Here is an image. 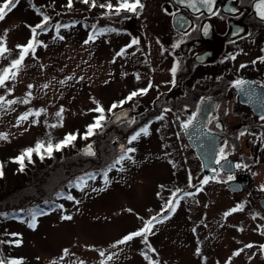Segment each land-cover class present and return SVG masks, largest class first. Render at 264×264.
<instances>
[{"label":"rangeland","instance_id":"obj_1","mask_svg":"<svg viewBox=\"0 0 264 264\" xmlns=\"http://www.w3.org/2000/svg\"><path fill=\"white\" fill-rule=\"evenodd\" d=\"M109 2L117 4V0H95L96 6L92 7L91 0L88 4L72 0L69 7V0H16V7L0 20V40L7 49L0 54L3 72L19 57L17 46L28 44L33 37L28 26L35 27L44 16L49 17L47 31L37 29L34 51L25 57L18 71L14 69L15 77L0 86V96L5 98L0 102V134L7 136L0 139L2 169L9 170V165L17 168L14 158L35 148L38 141L55 144L69 133L76 135L60 150L43 154L41 166L34 159L29 179L16 178L0 184V241H20L18 246L0 242V259L23 258L22 264H264V257L243 246L244 234L256 237L254 226L238 223L236 215L225 217L222 188L215 185L209 189V183L198 193L196 187L177 193L182 198L175 212H165L168 218L151 227L147 243L137 237L112 247L167 207L176 192L156 186L159 180L170 179L167 170L172 167L177 178L182 177L183 166L193 168V162L184 149L175 151L163 141L168 136L172 142L176 136L164 124L148 128V134L129 143L128 148H135V152L127 154L131 159L114 167L108 160L111 147L104 151V158L81 153L82 146H93L95 142L96 129L87 139L84 134L97 117V112L92 111L96 98L110 96L116 75L129 76L144 56L136 46L127 49L124 56H116L124 36L112 31L113 19L104 15L93 18L108 11L100 5ZM58 24L68 27H60L57 33ZM100 29L105 32L85 45L89 35ZM57 35L64 39L56 38ZM45 84L47 88L43 87ZM29 85L33 87L29 89ZM25 99L27 103L23 102ZM8 100L14 103L7 105ZM61 108L62 117H57ZM41 109L44 111L40 116H29L17 123L24 113ZM53 124L57 126L51 127ZM109 137L108 132L104 140ZM36 155L33 152L31 157ZM52 169L56 174L46 183ZM86 174H94V179H86L73 188L71 182ZM64 187L69 188L68 193L62 191ZM185 192L196 194L183 197ZM69 195L73 199H68ZM57 196L58 204L50 203ZM33 212L46 213L37 215L34 228L29 227ZM64 216L71 219H62ZM10 233L19 236L11 237ZM238 249L244 250L233 255ZM101 251L105 257L100 256ZM109 253L116 255L107 260Z\"/></svg>","mask_w":264,"mask_h":264},{"label":"flooded vegetation","instance_id":"obj_2","mask_svg":"<svg viewBox=\"0 0 264 264\" xmlns=\"http://www.w3.org/2000/svg\"><path fill=\"white\" fill-rule=\"evenodd\" d=\"M141 3L144 7L136 12L111 13L115 22L112 31L124 36L119 51L136 38L139 43L133 46L139 47L144 56L129 76L116 75L110 96L96 98L95 107H103L106 119L102 127L96 128L94 145L89 144L92 153L86 155L104 156V151L111 147L110 163L114 164L128 148L129 137L139 128L164 124L173 129L175 139L170 142L166 136L163 141L169 142L175 151L184 149L193 168L184 165L182 177L177 178L175 169L170 167V179L159 180L156 186L181 192L192 189L190 183L201 187L204 177H216L210 180L209 189L215 185L222 188L223 214L243 205L242 210L228 217L236 215L238 223L254 226L256 237L244 234L243 246L252 244L248 249L264 257L260 248L264 245V229L259 227L264 225V61L258 59L264 56V20L257 14L259 0ZM238 80L244 83L237 85ZM143 88H149L146 94L109 111L113 103ZM196 108H213L205 128L219 136L218 150L208 173H203L182 127ZM120 109L124 113L109 122L110 115ZM162 112L164 119L157 120ZM108 132L110 137L104 140Z\"/></svg>","mask_w":264,"mask_h":264},{"label":"snow or ice","instance_id":"obj_3","mask_svg":"<svg viewBox=\"0 0 264 264\" xmlns=\"http://www.w3.org/2000/svg\"><path fill=\"white\" fill-rule=\"evenodd\" d=\"M83 2L85 4L89 3V0H83ZM203 2L205 4H211L212 0H203ZM71 3L72 0H69L68 6L71 7ZM91 6L95 7L96 3L95 0H91ZM16 7V0H3V3H0V20H3L5 18L6 12H10L13 8ZM101 8H106L108 9V11L110 13H114V14H119L121 11H127V12H136L138 9H142L144 7V5L141 3V0H117V4L113 5L112 3H106V4H101L100 5ZM258 16L264 20V0H259L258 3ZM49 21V17L48 16H44L41 23L36 25L35 27L33 26H28L31 30V32L33 33V37L29 40L28 44L26 45H18L17 47L20 49L19 52V57L15 60H13L11 62V64L9 65V67L5 68L3 70V72H0V86H3L6 82V80L11 77L14 78L16 75V71H18L20 65L22 64V61L25 59V57L30 53L34 51V48L37 46V41L35 39V37L38 35L37 29L43 30V31H47V28L45 27V25L48 23ZM57 29V33L60 27H68V25H56L55 26ZM95 28V26H93ZM105 32L104 29H100L99 32H93L92 34L89 35L88 39H86L84 41L85 45H87L90 42H93L96 35L98 34H103ZM58 39L63 40L64 37L63 36H59L57 35ZM139 41L136 38H133L130 42L129 45H126L124 48H122L119 52L116 53L117 57H121L124 56L127 53V49L132 47L133 45L138 44ZM176 45H174L173 47H175ZM6 45L5 42L3 40H0V54H3L6 51ZM233 59L235 57H232ZM259 60L264 61V56L262 57H258ZM115 62V58L114 61ZM255 63V61H254ZM241 67H245V65H241ZM14 69L16 71H14ZM171 72L173 73V81L172 83H175V72H176V66H173V68L171 69ZM68 79H71V77H69ZM81 79H83V77H81ZM137 79H139V75L137 74ZM65 81H60L61 84H63ZM237 85H240L242 83H244L243 81H236L235 82ZM29 89H31L33 86L29 85L28 86ZM44 88H47L48 85H44ZM152 87L151 82H149V88ZM149 88H143V89H138L136 91L131 92L126 98L125 100L119 101L118 103H113L111 108L109 109V111H113L115 108L122 106L125 102L132 100L134 97L138 96V95H143L146 94L149 90ZM29 97L31 96V92H29L27 94ZM5 101V98L0 96V102ZM24 103H27L28 100L25 99V101H23ZM14 101L12 100H8L6 101L7 105H11L13 104ZM3 106V105H0ZM44 111L43 109L41 110H37L35 112H26L24 113L21 117H19L17 123H19L20 121L23 120H27L29 116H40L41 112ZM92 111L98 112L100 113V115H98L97 117L94 118V122L93 124L89 125L87 128V131L84 134V138L87 139L88 136L94 134V129L102 127V123L105 121L106 117L103 114L104 113V109L103 107L98 106L97 108L93 109ZM169 111V109H164V112ZM62 113H63V108H61L57 113L56 116L57 117H62ZM157 120H162L164 119V115L163 112L161 113L160 116L156 117ZM261 120H264V116H261ZM134 122V121H133ZM191 123V118H189V120L185 123L182 124V127H184L185 129L188 128L189 124ZM56 124L51 125V127H56ZM148 128L149 125H145L141 128H139L134 134H132L129 138V143H132L134 141H136L138 139V137L142 134H148ZM244 133H241V135H243ZM7 136L6 134H0V139H6ZM74 139H76V135L69 133L66 135L65 139L53 144L51 141L47 142V144H45L42 141H38L35 145V148H28L26 149L23 153H21L18 157H15L14 160L15 162L20 164V169L21 171L23 170L24 167V160L27 157L29 160H31V155L33 152H36L37 154L41 155V158H43V154H48L51 155V153L54 150H60L62 147H64L65 145H67L68 143H70L71 141H73ZM225 146H227L226 142H225ZM135 152V148L129 147L124 149V153L122 154L115 162V164H120L122 161H124L125 159H131L130 155L127 154H131ZM220 158L223 159L225 158V149L222 147L220 149ZM217 163H219V160H217ZM237 167H239V165H237ZM109 170H111V168H109ZM3 175L2 172V165H0V176ZM105 180H107V171H105L103 173ZM216 177H204L203 180L201 181V187H196L195 185H191V187H196V192L198 193L199 191H202V186L203 185H207L210 180H214ZM86 179H94V174H86L84 177L79 178L80 182L85 181ZM229 180L233 179V177L230 175L228 177ZM95 191V189H93ZM180 190L178 189L176 193L172 194V197L169 199V201L167 202V207L161 210V213L158 216L155 217H151L147 223L145 224V226L142 229L133 231L129 234L124 235L121 239H119L118 241H116L112 247H119L120 245H124L129 241H132L134 238L137 237H143L144 242L147 243L148 240V234L151 230V227L154 226L155 223H160L162 222V219H167L168 217L164 215L165 212H175L176 210V205L179 203V200L182 197H179L177 195V193H179ZM196 193L193 192H185L183 193V197H188V196H193ZM68 199H73L72 196H68ZM78 203V201H77ZM62 207V206H61ZM243 205H237L235 208L230 209L228 212H225L224 215L225 217H227L228 215H230L233 212L236 211H240L242 210ZM128 211H131V209H129ZM42 214H46V213H37V212H33L31 214V221L29 222V227H35V223H36V218L37 215H42ZM62 219H71V216H64L62 217ZM260 228L264 229V225H260ZM11 237H18L19 234L18 233H10L9 234ZM0 242H6L9 244H14V245H19L20 241L18 239H10L8 241H0ZM253 247L252 244H247L244 246V248H251ZM260 248L262 250H264V245H261ZM149 250L154 252L155 250L151 248V246L149 245ZM244 249H238L236 252H234L233 255H239L240 252H242ZM65 255H67V250H65ZM116 255V253H109L107 255V260H111L114 256ZM143 255H145L146 259H150L147 255V253H143ZM100 256L101 257H105V253L103 251L100 252ZM23 258H11L8 259L7 261L4 259H0V264H22ZM150 264H157V262H152L150 261Z\"/></svg>","mask_w":264,"mask_h":264},{"label":"water","instance_id":"obj_4","mask_svg":"<svg viewBox=\"0 0 264 264\" xmlns=\"http://www.w3.org/2000/svg\"><path fill=\"white\" fill-rule=\"evenodd\" d=\"M124 109L113 112L109 117V122H113L115 117L124 113ZM213 108H196L191 123L187 129H184V136L189 146L194 150L203 173H208L214 161L219 146V136L217 133L209 131L205 128V121L211 115ZM89 145L82 146L80 151L82 154H90Z\"/></svg>","mask_w":264,"mask_h":264},{"label":"trees","instance_id":"obj_5","mask_svg":"<svg viewBox=\"0 0 264 264\" xmlns=\"http://www.w3.org/2000/svg\"><path fill=\"white\" fill-rule=\"evenodd\" d=\"M101 15H104V17H107V18H109V19H112V15H111V13L109 12V11H106V12H103V13H101V14H97L96 16H94L93 18L95 19L96 17H98V16H101ZM54 155V154H53ZM52 155V156H53ZM103 155H105V153L103 154ZM51 156V157H52ZM109 156V155H108ZM46 157H47V155H46ZM103 157V156H102ZM32 158V157H31ZM104 158V157H103ZM27 159L28 158H25V160H24V167H23V170L21 171V169H20V164L19 163H17V162H15V163H17V168H13L11 165H9V166H7V168H9V170H7V171H5L4 169H2V172H3V175L2 176H0V184H3V185H6L7 184V182L9 181V180H16V178L17 179H20V178H22V179H24L25 180V178L24 177H30L28 174H30V172H31V166H30V163L35 159L36 161H37V166H41L42 165V159L43 158H41V155H39V154H37L36 155V157H34V158H32L31 160H30V162L29 161H27ZM39 159V160H38ZM29 160V159H28ZM109 160V163H110V160H111V157L108 159ZM15 161V160H14ZM41 163V164H40ZM43 163H44V161H43ZM111 165V164H110ZM54 169H52V172H51V174H50V172L47 174V176H46V183H48L49 181H50V179H51V177L53 176V175H55L56 174V171L54 172L53 171ZM42 172V171H41ZM43 173V172H42ZM7 174V178L6 179H4V176ZM27 177V178H28ZM29 179V178H28ZM74 181V180H73ZM69 187V186H68ZM68 187H64V188H62V191L63 192H66L67 190H69V188ZM59 195V194H58ZM59 196H57V197H55L56 199L58 198ZM56 199H54L53 198V202L52 201H50V203H53L54 204V202H56ZM3 241H5V239H3Z\"/></svg>","mask_w":264,"mask_h":264}]
</instances>
